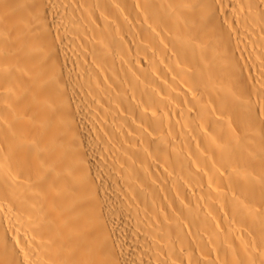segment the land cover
<instances>
[{"label":"bare ground","instance_id":"obj_1","mask_svg":"<svg viewBox=\"0 0 264 264\" xmlns=\"http://www.w3.org/2000/svg\"><path fill=\"white\" fill-rule=\"evenodd\" d=\"M0 264H264V0H0Z\"/></svg>","mask_w":264,"mask_h":264},{"label":"rangeland","instance_id":"obj_2","mask_svg":"<svg viewBox=\"0 0 264 264\" xmlns=\"http://www.w3.org/2000/svg\"><path fill=\"white\" fill-rule=\"evenodd\" d=\"M87 144L89 145V140H88V143Z\"/></svg>","mask_w":264,"mask_h":264}]
</instances>
